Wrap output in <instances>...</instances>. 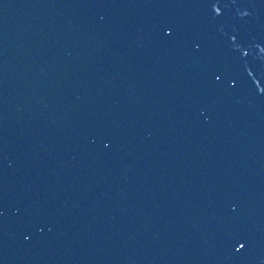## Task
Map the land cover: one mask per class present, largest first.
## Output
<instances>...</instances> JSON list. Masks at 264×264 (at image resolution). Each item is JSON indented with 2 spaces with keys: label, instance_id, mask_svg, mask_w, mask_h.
Masks as SVG:
<instances>
[{
  "label": "water",
  "instance_id": "95a60500",
  "mask_svg": "<svg viewBox=\"0 0 264 264\" xmlns=\"http://www.w3.org/2000/svg\"><path fill=\"white\" fill-rule=\"evenodd\" d=\"M0 264H264V0H0Z\"/></svg>",
  "mask_w": 264,
  "mask_h": 264
},
{
  "label": "snow or ice",
  "instance_id": "6c2138e0",
  "mask_svg": "<svg viewBox=\"0 0 264 264\" xmlns=\"http://www.w3.org/2000/svg\"><path fill=\"white\" fill-rule=\"evenodd\" d=\"M241 247H243V245H241Z\"/></svg>",
  "mask_w": 264,
  "mask_h": 264
}]
</instances>
